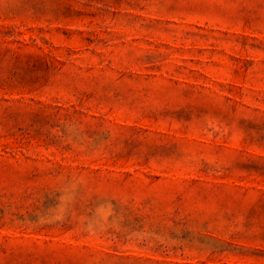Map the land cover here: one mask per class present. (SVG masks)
<instances>
[{"label":"rangeland","instance_id":"374dc122","mask_svg":"<svg viewBox=\"0 0 264 264\" xmlns=\"http://www.w3.org/2000/svg\"><path fill=\"white\" fill-rule=\"evenodd\" d=\"M0 264H264V0H0Z\"/></svg>","mask_w":264,"mask_h":264}]
</instances>
